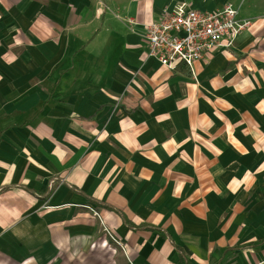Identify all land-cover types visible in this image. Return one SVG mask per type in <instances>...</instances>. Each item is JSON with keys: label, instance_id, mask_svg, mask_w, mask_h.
Here are the masks:
<instances>
[{"label": "crops", "instance_id": "obj_1", "mask_svg": "<svg viewBox=\"0 0 264 264\" xmlns=\"http://www.w3.org/2000/svg\"><path fill=\"white\" fill-rule=\"evenodd\" d=\"M229 2L252 24L196 79L147 56ZM85 205L126 264H264V0H0V264H65Z\"/></svg>", "mask_w": 264, "mask_h": 264}, {"label": "built area", "instance_id": "obj_2", "mask_svg": "<svg viewBox=\"0 0 264 264\" xmlns=\"http://www.w3.org/2000/svg\"><path fill=\"white\" fill-rule=\"evenodd\" d=\"M251 24V20L239 17V7L231 2L209 11L166 9L158 21L146 26L147 56L155 57L171 70L184 63L196 79L195 63L221 47H232L236 38Z\"/></svg>", "mask_w": 264, "mask_h": 264}, {"label": "rangeland", "instance_id": "obj_3", "mask_svg": "<svg viewBox=\"0 0 264 264\" xmlns=\"http://www.w3.org/2000/svg\"><path fill=\"white\" fill-rule=\"evenodd\" d=\"M86 207L91 210L93 217L97 216L98 223L93 225L96 233L88 241H78L70 249L72 254L66 256L65 264H126L123 247L111 237V229L102 226L99 213L93 206Z\"/></svg>", "mask_w": 264, "mask_h": 264}]
</instances>
